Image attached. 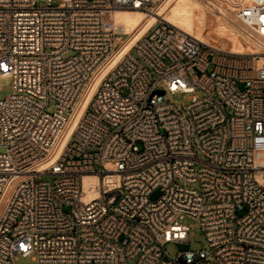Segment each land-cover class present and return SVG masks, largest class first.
I'll return each mask as SVG.
<instances>
[{
	"label": "built area",
	"instance_id": "1",
	"mask_svg": "<svg viewBox=\"0 0 264 264\" xmlns=\"http://www.w3.org/2000/svg\"><path fill=\"white\" fill-rule=\"evenodd\" d=\"M227 1L252 51L159 18L124 52L156 0H0V264H264V0ZM185 218L208 247L170 256Z\"/></svg>",
	"mask_w": 264,
	"mask_h": 264
},
{
	"label": "rangeland",
	"instance_id": "2",
	"mask_svg": "<svg viewBox=\"0 0 264 264\" xmlns=\"http://www.w3.org/2000/svg\"><path fill=\"white\" fill-rule=\"evenodd\" d=\"M186 1L195 5L197 16L201 17L202 15H204L208 18V22H207V25L205 26L204 32H201L203 33L204 36L206 33L207 34L212 33V35L215 36L216 33L219 32L220 26L222 25V26H225V30L229 38H232L234 36L237 37V39L240 38L239 36L235 34V28L238 25V22L235 20V17L232 15V12H234L233 11L234 8L232 5L228 3L227 0H186ZM176 2L177 0H156L155 10H159V16H161L162 14L170 16L172 12L171 11L172 7L176 4ZM143 11L150 13L145 10ZM220 11L224 13L225 15H227V17L222 15ZM156 22H157L156 19H152L148 23L144 24L134 36L133 42H135L138 38H140L147 31H149ZM194 32L196 34L200 33L197 27L194 28ZM133 52L136 55H138L135 50ZM73 53H74L73 51H70L66 54V56L67 57L71 56L73 55ZM155 77L157 78L158 75L156 74ZM161 87L165 89V86L163 84H161ZM11 89H12L11 79L6 78V77H0V97H4L6 94H9L11 92ZM189 98H190V94L178 92L174 95L167 94L166 102L174 104L182 108L183 105L189 101ZM52 110H53V102H52V106L49 108V111H52ZM4 150L5 148L1 149V151H4ZM197 156L204 159V157L201 156L200 154H198ZM199 166L200 164L198 163L197 168H199ZM98 169L99 167H97V170ZM42 179L53 181L54 176L45 175L42 177ZM159 196H160V190H156L152 194L151 198L156 199ZM246 210L247 208L244 207L243 209H239L237 213L239 215H243L246 212ZM184 223L192 227L191 236H190L191 241L168 242L165 245V250L170 256H174L181 251L199 250L203 248V242H205V246L208 247L205 233L200 229L197 222L194 219L185 218ZM137 262H138V257L130 259L129 264H137ZM16 264H37V262L33 256H26V257H20L17 260Z\"/></svg>",
	"mask_w": 264,
	"mask_h": 264
},
{
	"label": "bare ground",
	"instance_id": "3",
	"mask_svg": "<svg viewBox=\"0 0 264 264\" xmlns=\"http://www.w3.org/2000/svg\"><path fill=\"white\" fill-rule=\"evenodd\" d=\"M171 11L170 16L164 14L159 16V10L150 11V13L137 8L121 9L116 11L114 13V22L116 27L131 35L130 42L124 52L128 51L135 43L133 42V38L144 24L148 23L152 19H156L157 21L159 18H163L173 23L184 32L192 34L203 41H213L215 45L227 48L230 51L248 52L253 50L250 43L246 42L242 38L238 37L239 39H237L235 36L229 38L226 33L225 26L222 25L220 26L219 32H217L215 36H213L212 33H206L204 36L201 32H204L208 18L204 15L201 17L197 16L195 5L187 2L186 0H177ZM196 27L200 33L196 34L194 32V28Z\"/></svg>",
	"mask_w": 264,
	"mask_h": 264
}]
</instances>
